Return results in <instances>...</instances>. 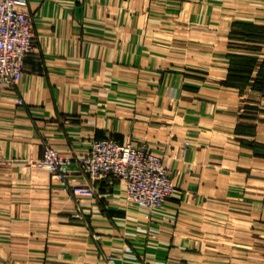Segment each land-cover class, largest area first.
Masks as SVG:
<instances>
[{"label": "crops", "instance_id": "1", "mask_svg": "<svg viewBox=\"0 0 264 264\" xmlns=\"http://www.w3.org/2000/svg\"><path fill=\"white\" fill-rule=\"evenodd\" d=\"M27 5L34 45L0 93V264H264V0ZM104 137L162 153V208L36 164L52 145L92 184L79 157Z\"/></svg>", "mask_w": 264, "mask_h": 264}, {"label": "built area", "instance_id": "2", "mask_svg": "<svg viewBox=\"0 0 264 264\" xmlns=\"http://www.w3.org/2000/svg\"><path fill=\"white\" fill-rule=\"evenodd\" d=\"M27 2L0 0V93L19 82L25 57L34 45L33 19ZM17 102L21 103V98ZM36 164L47 169L77 197L93 196L94 181L99 178L109 176L121 180L126 202L145 210L147 215L162 208L176 190L162 153L130 140L119 142L113 137H104L90 141L86 152L79 157V166L92 184H72L69 159L52 145L44 147ZM73 216L80 217L78 207ZM123 252L130 256L132 248L126 246ZM107 259L113 264L115 255L110 254Z\"/></svg>", "mask_w": 264, "mask_h": 264}]
</instances>
